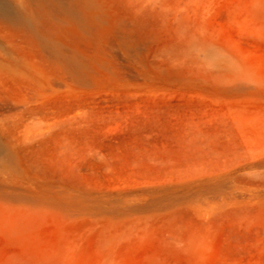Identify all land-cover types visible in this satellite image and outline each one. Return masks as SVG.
<instances>
[{"label": "rangeland", "instance_id": "obj_1", "mask_svg": "<svg viewBox=\"0 0 264 264\" xmlns=\"http://www.w3.org/2000/svg\"><path fill=\"white\" fill-rule=\"evenodd\" d=\"M39 1L0 0V264H264V0Z\"/></svg>", "mask_w": 264, "mask_h": 264}, {"label": "clouds", "instance_id": "obj_2", "mask_svg": "<svg viewBox=\"0 0 264 264\" xmlns=\"http://www.w3.org/2000/svg\"><path fill=\"white\" fill-rule=\"evenodd\" d=\"M181 59L194 73L217 86L250 83V70L227 47L215 40L191 36Z\"/></svg>", "mask_w": 264, "mask_h": 264}, {"label": "bare ground", "instance_id": "obj_3", "mask_svg": "<svg viewBox=\"0 0 264 264\" xmlns=\"http://www.w3.org/2000/svg\"><path fill=\"white\" fill-rule=\"evenodd\" d=\"M36 1H38V3H39V5H42V3L44 4V2L42 1H39V0H36ZM46 2H53L54 3V1H51V0H46ZM55 4V3H54ZM61 9V8H60ZM65 12L68 14H70V12H71V10H65ZM80 13V12H79ZM72 15V14H71ZM252 80V77H251V75H250V81ZM241 85V83H237V84H232V86H234V87H238V86H240ZM3 161H5V159L3 160ZM1 164V166H2V163H4V162H0ZM4 165V164H3ZM6 165V164H5Z\"/></svg>", "mask_w": 264, "mask_h": 264}]
</instances>
